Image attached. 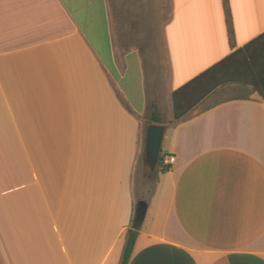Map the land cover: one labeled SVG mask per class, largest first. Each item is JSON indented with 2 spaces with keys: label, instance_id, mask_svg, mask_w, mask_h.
<instances>
[{
  "label": "crops",
  "instance_id": "obj_1",
  "mask_svg": "<svg viewBox=\"0 0 264 264\" xmlns=\"http://www.w3.org/2000/svg\"><path fill=\"white\" fill-rule=\"evenodd\" d=\"M230 7L234 45L223 0H0V264H121L142 200L129 264H264V96L235 82L174 114L256 39L264 74V0ZM154 111L176 161L146 186Z\"/></svg>",
  "mask_w": 264,
  "mask_h": 264
},
{
  "label": "trees",
  "instance_id": "obj_2",
  "mask_svg": "<svg viewBox=\"0 0 264 264\" xmlns=\"http://www.w3.org/2000/svg\"><path fill=\"white\" fill-rule=\"evenodd\" d=\"M223 5L229 41L234 45L235 28L230 0H223ZM256 40L254 41L256 42ZM254 41L232 52L218 63L176 89L172 95L175 119L178 120L185 116L211 92L227 84H233L235 82L249 84L254 90L259 91L264 96V74L256 64L254 56L250 51ZM159 120L158 114L154 111L147 123L159 122ZM162 153L163 155L167 154L165 152ZM171 167L172 166L161 165L160 171L165 173L169 171ZM134 225L135 223L133 222L132 227L128 230L121 264H129L132 258L135 242L139 233L138 229L134 228Z\"/></svg>",
  "mask_w": 264,
  "mask_h": 264
},
{
  "label": "water",
  "instance_id": "obj_3",
  "mask_svg": "<svg viewBox=\"0 0 264 264\" xmlns=\"http://www.w3.org/2000/svg\"><path fill=\"white\" fill-rule=\"evenodd\" d=\"M165 132L166 126L160 123L151 122L146 127L144 164L151 174H155L159 170ZM146 212L147 202L144 200L138 202L135 208V229L140 227Z\"/></svg>",
  "mask_w": 264,
  "mask_h": 264
},
{
  "label": "rangeland",
  "instance_id": "obj_4",
  "mask_svg": "<svg viewBox=\"0 0 264 264\" xmlns=\"http://www.w3.org/2000/svg\"><path fill=\"white\" fill-rule=\"evenodd\" d=\"M227 86V87H226ZM235 92V89H232V87H229V85H225L224 87H222L220 90H218L217 92L213 93V95H211L209 97V100H214L217 98H221L224 96H228L231 95V93ZM174 116L172 114V108H169L168 106H165L163 108V115H162V123H164L165 125L170 124L171 121H173ZM146 127H147V123H145L144 129H143V137L141 140V154L139 157V161H138V167L140 165H142V169H143V173H144V184L146 186H150L151 183L153 182V180H159L163 178V174L160 171V167L157 173L155 174H151L148 169L146 168L145 164H144V143H145V133H146ZM156 196V194H155ZM152 214V211L149 213V216Z\"/></svg>",
  "mask_w": 264,
  "mask_h": 264
},
{
  "label": "built area",
  "instance_id": "obj_5",
  "mask_svg": "<svg viewBox=\"0 0 264 264\" xmlns=\"http://www.w3.org/2000/svg\"><path fill=\"white\" fill-rule=\"evenodd\" d=\"M161 159H160V166H172L175 164L176 161V157L174 155L171 154H161Z\"/></svg>",
  "mask_w": 264,
  "mask_h": 264
}]
</instances>
